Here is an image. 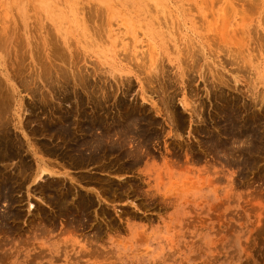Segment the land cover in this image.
I'll return each instance as SVG.
<instances>
[{
    "label": "rangeland",
    "instance_id": "1",
    "mask_svg": "<svg viewBox=\"0 0 264 264\" xmlns=\"http://www.w3.org/2000/svg\"><path fill=\"white\" fill-rule=\"evenodd\" d=\"M263 18L0 0V264H264Z\"/></svg>",
    "mask_w": 264,
    "mask_h": 264
},
{
    "label": "bare ground",
    "instance_id": "2",
    "mask_svg": "<svg viewBox=\"0 0 264 264\" xmlns=\"http://www.w3.org/2000/svg\"><path fill=\"white\" fill-rule=\"evenodd\" d=\"M254 1H255V0H254ZM251 3H252V2H251ZM256 3H257V2H256ZM257 4H258V3H257ZM253 5H254V3H253ZM253 5H252V6H253ZM150 7H151V6H150ZM248 8H249V7H248ZM205 9H206V8H205ZM92 11H93V10H92ZM226 11H227V10H226ZM230 13H231V12H230ZM171 15H172V14H171ZM226 16H227V15H226ZM230 18H231V17H230ZM227 19H228V18H227ZM263 19H264V18H263ZM104 21H105V20H104ZM201 22H204V21H201ZM205 22H206V21H205ZM160 23H161V22H160ZM180 24H181V23H180ZM202 25H203V24H202ZM262 25H263V24H262ZM35 26H36V25H35ZM89 26H90V25H89ZM178 28H179V27H178ZM167 29H168V28H167ZM209 29H210V28H209ZM96 30H97V29H96ZM249 30H250V29H249ZM34 32H35V31H34ZM47 32H48V31H47ZM91 32H92V31H91ZM167 32H168V30H167ZM173 32H174V31H173ZM257 32H258V31H257ZM210 33H211V32H210ZM212 33H213V32H212ZM248 33H249V31H248ZM251 33H252V32H251ZM0 34H1V33H0ZM214 34H215V32H214ZM216 34H217V33H216ZM247 35H248V34H247ZM250 35H251V34H250ZM218 36H219V35H218ZM224 36H225V35H224ZM252 36H253V35H252ZM258 36H259V35H258ZM210 37H211V36H210ZM210 37H209V38H210ZM5 38H6V37H5ZM8 38H9V37H8ZM212 38H213V37H212ZM13 39H14V38H13ZM17 39H18V38H17ZM245 39H246V38H245ZM210 40H211V39H210ZM219 40H220V38H219ZM6 41H7V40H6ZM46 41H47V40H46ZM58 41H59V40H58ZM208 41H209V40H208ZM222 41H223V40H222ZM14 42H15V41H14ZM219 42H221V41H219ZM17 43H18V42H17ZM211 43H212V42H211ZM213 43H214V42H213ZM216 43H217V42H216ZM50 44H51V43H50ZM167 44H168V43H167ZM174 44H175V43H174ZM179 44H180V43H179ZM22 45H23V44H22ZM6 46H7V45H6ZM10 46H11V45H10ZM10 46H9V47H10ZM206 46H207V45H206ZM217 46H218V44H217ZM4 47H5V46H4ZM52 47H53V46H52ZM149 47H151V46H149ZM244 47H245V46H244ZM250 47H251V45H250ZM49 48H50V47H49ZM61 48H62V47H61ZM147 48H148V46H147ZM151 48H152V47H151ZM169 48H170V46H169ZM176 48H177V47H176ZM181 48H182V47H181ZM191 48H192V47H191ZM196 48H197V47H196ZM207 48H208V47H207ZM38 49H39V48H38ZM41 49H42V47H41ZM153 49H154V48H152L151 50H153ZM177 49H178V48H177ZM235 49H236V48H235ZM235 49H234V51L237 50V49H236V50H235ZM61 50H62V49H61ZM151 50H150V52H151ZM188 50H190V49H188ZM215 50H216V48H215ZM230 50H233V49H230ZM230 50H229V53H230V52H233V51H230ZM243 50H244V49H243ZM16 51H17V50H16ZM27 51H28V50H27ZM52 51H53V50H52ZM148 51H149V49H148ZM148 51H147V52L145 51V52L148 53L149 55L146 54V53H145V54L149 56L148 58H149L150 61H151V59H152V57L154 56V54H153V53L150 54V52H148ZM181 51H184V50L182 49ZM186 51H187V50H186ZM186 51H184V52H186ZM198 51H199V50H198ZM212 51H213V50H212ZM238 51H239V50H237V53H238ZM240 51H241V49H240ZM62 52H63V50H62ZM153 52H154V50H153ZM177 52H178V51H177ZM187 52H188V51H187ZM49 53H51V52H49ZM154 53H155V52H154ZM202 53H203V52H202ZM207 53H208V51H207ZM211 53H212V52H211ZM62 54H63V53H62ZM145 54L142 53V55H143L142 58H144V57L146 56ZM152 54H153V55H152ZM182 54L184 55V53H182ZM209 54H210V53H209ZM230 54H231V53H230ZM233 54L235 55L236 53H233ZM233 54H231L232 56L230 55L231 58H233V56H234ZM239 54H240V52H239ZM244 54H245V53H244ZM247 54H248V53H247ZM256 54H257V53H256ZM53 55H54V54H53ZM66 55H67V54H66ZM138 55H139V54H138ZM138 55H137V56H138ZM140 55H141V54H140ZM150 55H151V56H150ZM188 55H189V54H188ZM192 55H193V54H192ZM207 55H208V54H207ZM240 55H241V54H240ZM249 55H250V53H249ZM48 56H49V55H48ZM155 56H156V55H155ZM181 56H182V55H181ZM190 56H191V55H190ZM198 56H199V55H198ZM230 56H229V57H230ZM244 56H245V55H244ZM244 56H243V58H244ZM14 57H15V56H14ZM32 57H33V56H32ZM54 57H55V56H54ZM146 57H147V56H146ZM187 57H189V56H187ZM187 57H186V59H187ZM195 57H196V56H195ZM224 57H225V55H224ZM235 57H236V56H235ZM247 57H248V56H247ZM247 57H246V58H247ZM249 57H250V56H249ZM252 57H253V56H252ZM77 58H78V57H77ZM153 58H154V59H152V60H155V57H153ZM184 58H185V57H184ZM191 58H192V57H191ZM193 58H194V57H193ZM198 58H199V57H198ZM237 58H239V56H238ZM237 58H236V59H237ZM38 59H39V58H38ZM47 59H48V58H47ZM126 59H127V58H126ZM137 59H138V58H137ZM233 59H234V58H233ZM241 59H242V58H241ZM241 59H240V63H241L242 60H243V59H242V60H241ZM71 60H72V59H71ZM122 60H125V56L123 57ZM139 60H142V59L139 58ZM147 60H148V59H147ZM252 60H254V59H252ZM252 60H251V61H252ZM256 60H257V58H256ZM74 61H75V60H74ZM132 61H133V60H132ZM144 61H145V60H144ZM150 61L148 60L149 63H147V65H148V64H149V65H152V64L154 65V64H155L154 62H153L152 64H150V63L152 62V61H151V62H150ZM180 61H181V60H180ZM184 61H186V60H184ZM233 61L236 62L235 59H234ZM238 61H239V60H238ZM246 61H249V60L246 59ZM43 62H44V61H43ZM53 62H54V61H53ZM67 62H68V61H67ZM70 62H71V61H70ZM128 62H129V61H128ZM146 62H147V61H146ZM187 62H188V61H187ZM192 62H193V61H192ZM229 62H230V61H229ZM235 62H234V63H235ZM244 62H245V61H244ZM182 63H183V62H182ZM184 63H185V62H184ZM242 63H243V62H242ZM46 64H47V63H46ZM51 64H52V63H51ZM70 64H71V63H70ZM132 64H133V63H132ZM185 64H186V63H185ZM189 64H190V63H189ZM208 64H210V63H208ZM246 64H248V63L246 62ZM55 65H56V64H55ZM75 65H76V64H75ZM137 65H138V64H137ZM142 65H143V64H142ZM193 65H194V64H193ZM204 65H205V64H204ZM230 65H231V64H230ZM232 65H233V64H232ZM236 65H237V64H236ZM244 65H245V64H244ZM244 65L242 64L243 68H245ZM182 66H183V65H182ZM196 66H197V65H196ZM239 66H241V65H239ZM239 66H238V67H239ZM248 66H249V65H248ZM55 67H56V66H55ZM59 67H60V66H59ZM67 67H68V65H67ZM71 67H72V66H71ZM145 67H146V66H145ZM150 67H151V66H150ZM197 67H198V66H197ZM199 67H200V66H199ZM236 67H237V66H236ZM41 68H42V67H41ZM41 68H40V69H41ZM47 68H48V67H47ZM52 68H53V67H52ZM65 68H66V67H65ZM136 68H137V67H136ZM140 68H141V70L143 69L142 67H140ZM146 68H147V67H146ZM148 68H149V67H148ZM187 68H189V67H187ZM190 68H191V67H190ZM239 68H241V67H239ZM256 68H257V69H256ZM34 69H36V68H34ZM57 69H58V68H57ZM152 69H153V67H152ZM197 69H199V68H197ZM232 69H233V68H232ZM253 69L258 71V72L255 73L257 79L263 77V76H262L263 73H262V74H259L260 69H259L258 67H254ZM41 70H42V69H41ZM45 70H46V69H45ZM47 70H48V69H47ZM143 70H144V69H143ZM150 70H151V69H150ZM182 70H183V69H182ZM193 70H194V69H193ZM242 70H243V69H242ZM35 71H36V70H35ZM35 71H34V72H35ZM66 71H67V70H66ZM74 71H75V70H74ZM74 71H73V72H74ZM191 71H192V70H191ZM195 71H196V70H195ZM247 71H248V69H247ZM40 72H41V71H40ZM45 72H46V71H45ZM144 72H145V71H144ZM146 72H147V70H146ZM146 72H145V73H146ZM186 72H187V71H186ZM213 72H214V71H213ZM241 72H242V71H241ZM250 72H251V71H250ZM64 73H65V72H64ZM76 73H77V72H76ZM135 73H136V72H135ZM145 73H144V74H145ZM243 73H244V72H243ZM251 73H252V72H251ZM35 74H37V73H35ZM45 74H46V73H45ZM79 74H80V73H79ZM142 74H143V72H142ZM174 74H175V73H174ZM184 74H185V73H184ZM187 74H188V73H187ZM252 74L254 75V73H252ZM46 75H47V74H46ZM69 75H70V74H69ZM73 75H74V74H73ZM77 75H78V74H77ZM150 75H151V74H150ZM250 75H251V74H250ZM35 76H36V75H35ZM81 76H82V75H81ZM158 76H159V75H158ZM176 76H177V75H176ZM184 76H185V75H184ZM199 76H200V75H199ZM70 77H71V76H70ZM76 77H77V76H76ZM149 77H150V76H149ZM214 77H215V76H214ZM223 77H224V76H223ZM30 78H31V77H30ZM45 78H46V77H45ZM142 78H143V77H142ZM142 78H141V79H142ZM157 78H158V77H157ZM202 78H203V77H202ZM23 79H24V78H23ZM35 79H36V78H35ZM40 79H41V77H40ZM148 79H149V78H148ZM185 79H186V78H185ZM228 79H229V78H228ZM247 79H248V78H247ZM20 80H21V79H20ZM73 80H74V79H73ZM167 80H168V79H167ZM170 80H171V79H170ZM250 80H251V78H250ZM254 80H255V78H254ZM81 81H82V80H81ZM217 81H218V80H217ZM221 81H222V80H221ZM248 81H249V79H248ZM257 81H258V80H257ZM31 82H32V80H31ZM36 82H37V81H36ZM44 82H45V81H44ZM151 82H152V81H151ZM249 82H250V81H249ZM75 83H76V82H75ZM223 83H224V82H223ZM229 83H230V82H229ZM70 84H71V83H70ZM142 84H143V83H142ZM146 84H147V83H146ZM251 84H252V83H251ZM255 84H256V83H255ZM56 85H57V84H56ZM147 85H148V84H147ZM257 85H258V84H257ZM57 86H58V85H57ZM219 86H222V85H219ZM251 86H252V85H251ZM32 87H33V86H32ZM164 87H165V86H164ZM26 88H27V87H26ZM29 88H30V87H29ZM148 88H149V87H148ZM22 89H24V88H22ZM30 89H31V88H30ZM228 90H229V89H228ZM80 91H81V90H80ZM99 91H100V90H99ZM160 91H162V90H160ZM168 91H169V90H168ZM247 91H248V90H247ZM5 93H6V92H5ZM10 93H11V92H9V95H10ZM38 93H39V92H38ZM161 93H162V92H161ZM51 94H52V93H51ZM5 95H6V94H5ZM262 95H263V94H262ZM12 96H14V95H12ZM247 96H249V95H247ZM10 97H11V96L8 97L9 100H10ZM8 98H7V99H8ZM48 98H49V97H48ZM160 98H161V97H160ZM103 99H104V98H103ZM3 100H4V99H3ZM11 100L13 101V98H12V97H11ZM48 100H49V99H48ZM175 100H176V99H175ZM263 100H264V98H263ZM0 101H1V100H0ZM2 103H3V102H2ZM11 103H12V102H11ZM13 103H15V102H13ZM259 103H260V102H259ZM58 104H60V103H58ZM66 105H67V104H66ZM164 105H165V104H164ZM255 105H256V104H255ZM1 107H2V106H1ZM8 111H9V110H8ZM23 111H24V110H23ZM25 112H26V111H25ZM21 113H22V112H21ZM192 113H193V112H192ZM167 118H168V117H167ZM2 120H3V119H2ZM96 133H97V132H96ZM173 133H174V132H173ZM174 135H175V134H174ZM113 140H114V139H113ZM129 140H130V139H129ZM27 141H28V140H27ZM117 141H118V140H117ZM243 142H244V141H243ZM246 143H247V141H246ZM236 145H237V144H236ZM246 145H247V144H246ZM238 146H239V145H238ZM28 148H29V147H28ZM28 148H27V150H28ZM137 150H138V149H137ZM140 151H141V150H140ZM138 154H139V153H138ZM141 155H142V154H141ZM217 155H218V154H217ZM220 155H221V154H220ZM234 159H235V158H234ZM3 164H4V163H3ZM7 164H8V163H7ZM1 166H2V165H1ZM45 166H47V165H45ZM62 166H63V165H62ZM248 166H249V165H248ZM63 167H64V166H63ZM20 169H21V168H20ZM38 169H39L38 172L36 171L37 174H36V175L34 174V175H35V176H34V179H35V178H38V177L40 176V174H45V173L47 172V170L44 169V168H42V167H40V168H38ZM100 172H101V171H100ZM46 174H47V173H46ZM55 174H56V173H55ZM113 174H114V173H113ZM50 175H51V174H50ZM58 175H59V174H58ZM118 175H119V174H118ZM61 176H62V175H60V176H58V177H61ZM65 176H66V175H65ZM110 177H111V176H110ZM34 179H33V180H34ZM52 179H53V178H52ZM34 181H36V180H34ZM34 181H33V182H34ZM44 181H45V180H44ZM67 181H68V180H67ZM70 181H71V180H70ZM77 181H78V180H77ZM34 183H35V182H34ZM72 185H74V184H72ZM129 186H130V185H129ZM93 193H94V192H93ZM96 193H97V192H96ZM4 200H5V199H4ZM106 207H107V206H106ZM11 208H12V207H11ZM94 208H95V207H94ZM29 209H30V208H29ZM29 211H30V210H29ZM37 215H38V214H37ZM102 216H103V215H102ZM66 263H67V262H66Z\"/></svg>",
    "mask_w": 264,
    "mask_h": 264
}]
</instances>
